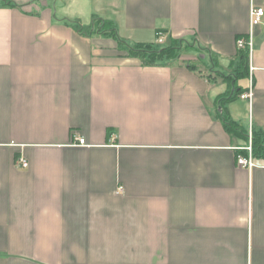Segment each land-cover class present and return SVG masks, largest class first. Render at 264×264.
I'll return each mask as SVG.
<instances>
[{
  "label": "crops",
  "instance_id": "crops-1",
  "mask_svg": "<svg viewBox=\"0 0 264 264\" xmlns=\"http://www.w3.org/2000/svg\"><path fill=\"white\" fill-rule=\"evenodd\" d=\"M252 3L0 0V264H264V160L237 159L264 135V17L236 87ZM94 17L180 55L66 22Z\"/></svg>",
  "mask_w": 264,
  "mask_h": 264
},
{
  "label": "trees",
  "instance_id": "trees-1",
  "mask_svg": "<svg viewBox=\"0 0 264 264\" xmlns=\"http://www.w3.org/2000/svg\"><path fill=\"white\" fill-rule=\"evenodd\" d=\"M68 24L73 25L75 29L86 35H92L95 33H105L110 34L113 38H115L119 44H125L126 49L128 50L129 54L135 55L140 57L144 63L146 64H153L158 60H161L165 57L167 58H176L180 55L182 49V41L179 40L178 43L168 42L166 46L158 48V42L154 43H143L137 45H129L125 40L121 39L118 35L117 29L112 27L111 25L106 22L104 19H100L94 17L92 23L88 26H85L81 23L79 19H66ZM188 46V45H186ZM249 62V50L247 48L241 49L240 51V73L237 74L238 77H243L246 75L244 72L248 66ZM242 70V72H241ZM240 94V92L235 93L234 98ZM227 127L230 131L236 132L240 131V133H246L243 128L234 122H226ZM253 149H254V156L257 160H264V138L263 133L261 131H253ZM249 136V135H248ZM245 153V152H243Z\"/></svg>",
  "mask_w": 264,
  "mask_h": 264
},
{
  "label": "built area",
  "instance_id": "built-area-1",
  "mask_svg": "<svg viewBox=\"0 0 264 264\" xmlns=\"http://www.w3.org/2000/svg\"><path fill=\"white\" fill-rule=\"evenodd\" d=\"M264 17V7L258 6L252 3L250 8V29L248 32V36L246 38L241 37L238 39V47L240 49L247 48L249 50V55L252 52L253 46V37L255 33L256 27L261 23L262 18ZM156 39L158 43H165L166 37L162 30H159L156 34ZM253 96L252 88L240 94V97L243 99L251 100ZM249 140L248 145L244 148L245 153H240L237 157L238 164L240 166L252 169L258 166L257 159L254 156V149H253V134L252 132L249 133ZM80 144H85V138L79 139ZM18 163L23 167H28L29 162L25 158H19Z\"/></svg>",
  "mask_w": 264,
  "mask_h": 264
},
{
  "label": "rangeland",
  "instance_id": "rangeland-1",
  "mask_svg": "<svg viewBox=\"0 0 264 264\" xmlns=\"http://www.w3.org/2000/svg\"><path fill=\"white\" fill-rule=\"evenodd\" d=\"M167 45V43H159V44H157V47L158 48H161V47H164V46H166ZM193 53H197L196 51H194ZM197 55H199L198 53H197ZM203 61H205V60H203ZM202 63V62H201ZM244 78L243 77H239L238 78V80L236 81V87H237V85L239 84V85H244L245 83L244 82H246V81H242ZM234 88V85H230V91L232 90ZM216 89H218V91L219 92H225L226 90H225V88L223 89V88H221V86L218 84L217 86H216ZM229 96V94L228 95H226V94H224L222 97H228ZM237 96H240V94H238ZM224 102V101H223ZM225 103L223 104V106L225 107ZM217 109H220V106H218L217 107Z\"/></svg>",
  "mask_w": 264,
  "mask_h": 264
}]
</instances>
